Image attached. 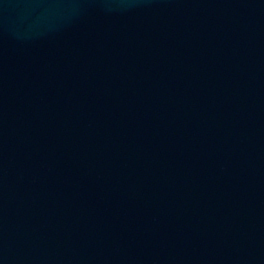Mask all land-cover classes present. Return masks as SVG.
Returning a JSON list of instances; mask_svg holds the SVG:
<instances>
[{
  "label": "water",
  "instance_id": "95a60500",
  "mask_svg": "<svg viewBox=\"0 0 264 264\" xmlns=\"http://www.w3.org/2000/svg\"><path fill=\"white\" fill-rule=\"evenodd\" d=\"M0 264H264V0H0Z\"/></svg>",
  "mask_w": 264,
  "mask_h": 264
}]
</instances>
